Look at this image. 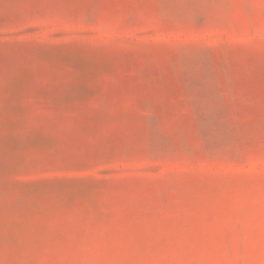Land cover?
I'll use <instances>...</instances> for the list:
<instances>
[{"label": "rangeland", "instance_id": "1", "mask_svg": "<svg viewBox=\"0 0 264 264\" xmlns=\"http://www.w3.org/2000/svg\"><path fill=\"white\" fill-rule=\"evenodd\" d=\"M0 264H264V0H0Z\"/></svg>", "mask_w": 264, "mask_h": 264}]
</instances>
